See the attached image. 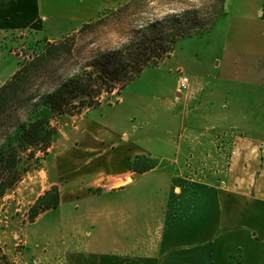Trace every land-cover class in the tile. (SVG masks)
I'll list each match as a JSON object with an SVG mask.
<instances>
[{
  "label": "crops",
  "instance_id": "0c3cea01",
  "mask_svg": "<svg viewBox=\"0 0 264 264\" xmlns=\"http://www.w3.org/2000/svg\"><path fill=\"white\" fill-rule=\"evenodd\" d=\"M124 1L0 0V33L40 35L53 18L58 35L46 37L58 40ZM223 9L197 35L218 53L213 69L203 81L189 76L185 95L177 84L173 91L184 108L176 112L170 95L157 126L144 118L129 129L117 112L115 122L106 117L114 128L106 142L95 135V146H85L83 137L76 194L62 193L59 206L29 228L27 264H264V0H224ZM140 155L157 165L132 173ZM84 176L94 178L84 185ZM41 178L36 199L59 183ZM106 180L109 190L84 191ZM115 182L123 186L114 189ZM51 215L60 216L55 227H39Z\"/></svg>",
  "mask_w": 264,
  "mask_h": 264
},
{
  "label": "rangeland",
  "instance_id": "374dc122",
  "mask_svg": "<svg viewBox=\"0 0 264 264\" xmlns=\"http://www.w3.org/2000/svg\"><path fill=\"white\" fill-rule=\"evenodd\" d=\"M223 11V0H125L119 7L103 12L97 19L58 40L48 38L55 37L59 32L53 29L54 26L58 27V21L53 18L49 19L47 24L50 30L47 32L43 30L40 35L26 30L0 33V87L23 65L32 61L39 53L50 49L56 53H74L73 59L68 64L64 61L61 63L62 74L79 70L98 57H105L112 53H132L135 50L131 48L132 45L140 46L144 42L148 44L154 39L163 49L171 50L161 59L153 58L148 67L124 90L105 92L99 99V105L84 109L80 114L73 116L54 117L52 123L57 127L59 134L49 154L45 156L39 153V160L33 162V168L25 175L23 183L18 184L0 199L1 264L29 262L26 259L29 255L28 230L43 214L37 215L40 206L36 203L41 196L49 193V201H53L57 197L60 200L62 193L68 196L69 192L76 194L78 181L74 184L77 174L74 158L79 153L77 149H81L83 137L86 136L88 139L84 142L85 146H95L93 144L95 135L104 137L102 140L106 142L108 130L114 129L108 126L106 117L111 116L110 121L115 122L117 118L114 115L117 112L122 117L123 125L129 129L132 125H144V118L148 119V124L157 126L165 120L164 112L159 109V105L165 103L173 94L176 84L178 88V70H183L192 80H204L207 71L213 69L211 63L218 53H215V48H210L211 43L208 39L197 35L207 32L217 22ZM59 28L68 32L70 27L59 26ZM192 36L196 37L190 42L192 39L189 38ZM130 61L128 58L127 62L131 63ZM185 93L179 94L185 95ZM169 99L176 112L181 107L184 108L187 103L186 99L182 100L173 95ZM123 100L124 103L121 105ZM149 105L153 106L152 110L148 108ZM155 105L157 106L153 109ZM171 111L172 109L168 113ZM159 116L158 122L156 119ZM128 118H131L130 123L127 121ZM151 129L148 127L146 130ZM113 141L118 144L121 142L116 136ZM108 143L110 144L109 140ZM132 163L135 169L157 165L147 156H136L130 165L132 173L136 174L140 173L132 169ZM63 167V172L58 173L57 169ZM41 176L59 183L52 186L50 190L45 189L46 192L36 199L38 193L43 190L41 186L35 187L36 180L41 181ZM127 177L131 180L130 176ZM93 178L84 176V185L92 182ZM114 185H116L114 189L123 186L117 182ZM109 189L106 180L101 186L93 185L84 191L94 193ZM58 220H60L59 215L48 216L39 227L50 230L55 227L54 222ZM35 258L37 257H31V259ZM44 262L43 260L40 264H45ZM31 263L36 264L33 260Z\"/></svg>",
  "mask_w": 264,
  "mask_h": 264
},
{
  "label": "trees",
  "instance_id": "16d2710c",
  "mask_svg": "<svg viewBox=\"0 0 264 264\" xmlns=\"http://www.w3.org/2000/svg\"><path fill=\"white\" fill-rule=\"evenodd\" d=\"M146 44L132 45V53L95 58L69 74H62L60 66L63 61L68 64L74 53L46 50L0 87V199L23 181L33 162L39 160V153L49 154L59 134L52 123L54 117L73 116L99 105L105 92L124 90L153 58L161 59L171 51L155 39ZM153 168L135 169L132 163V169L140 174ZM48 196L46 193L38 199L37 215L59 206L58 197L49 201Z\"/></svg>",
  "mask_w": 264,
  "mask_h": 264
},
{
  "label": "built area",
  "instance_id": "2783aa9c",
  "mask_svg": "<svg viewBox=\"0 0 264 264\" xmlns=\"http://www.w3.org/2000/svg\"><path fill=\"white\" fill-rule=\"evenodd\" d=\"M178 74H179L178 92L180 94H183L189 90L191 80H190L189 76L186 75L182 70H179Z\"/></svg>",
  "mask_w": 264,
  "mask_h": 264
},
{
  "label": "bare ground",
  "instance_id": "6f19581e",
  "mask_svg": "<svg viewBox=\"0 0 264 264\" xmlns=\"http://www.w3.org/2000/svg\"><path fill=\"white\" fill-rule=\"evenodd\" d=\"M121 182L127 183V182H128V179L126 178V179H124V180L121 181Z\"/></svg>",
  "mask_w": 264,
  "mask_h": 264
}]
</instances>
